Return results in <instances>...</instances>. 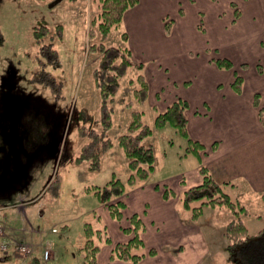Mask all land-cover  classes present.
Instances as JSON below:
<instances>
[{
	"label": "rangeland",
	"instance_id": "rangeland-1",
	"mask_svg": "<svg viewBox=\"0 0 264 264\" xmlns=\"http://www.w3.org/2000/svg\"><path fill=\"white\" fill-rule=\"evenodd\" d=\"M183 5L192 18L195 15L194 9L197 6L202 8V19L198 20L197 28L199 35L203 40L206 39L210 46H218L217 50L211 48L213 56L228 57L232 60L233 67L224 68L223 82H227L231 73H246L247 76L253 74L254 70L248 67L247 63H241L244 55L245 59L252 55L248 48L251 43L243 49L242 44L234 41L235 26L227 20L222 24L215 21L216 12L226 10V0H195V4L191 5L184 1ZM253 7L259 12L258 19L262 23L264 9L258 4ZM99 11V0H0V95L3 94L4 87L10 85L11 92L21 98L40 99L59 115L68 112L72 114L63 121L65 123L61 129L62 143L67 146L68 157L58 159L41 153L33 162L29 176L22 179L21 186L17 188L19 192L13 193L10 198V205L4 206L0 203V227L3 228L4 235L9 238L7 232L10 230L14 240L23 241L31 248L32 244H35L33 250L37 260L32 264H85L83 246L87 222L104 231L101 235L93 236L94 242L101 247L98 264H165L163 258H155L148 252L155 247L160 257L161 251L157 245L167 242V237L171 234L168 231L172 226L169 209L158 205L157 199L144 189L141 193L149 201L148 205H142L140 196L131 201L132 194L139 192H129L130 196L125 195L123 198L126 203L122 208L123 217L117 219L93 192L91 185L105 184L114 173L122 178L128 176L130 170L119 146L114 147L117 150L112 149L102 155L97 169H90L89 161L77 158L88 140L81 136L78 130L84 121L89 122L84 115L99 117V96L93 76L99 53L90 50L91 43L98 41V37L93 38L89 34V31L96 27L92 20L98 17ZM169 16L172 18L171 13ZM42 26L48 28L43 41H53V47L57 49V59L41 53L42 45L36 40L34 30ZM45 27L43 28L46 29ZM122 30L113 29L105 42L109 45L128 44V40L122 39ZM146 55L149 56L150 53L146 52ZM156 61L157 59L148 60L145 64L155 66ZM135 74L137 69L134 67L122 79L119 95L132 97L133 86L129 80ZM211 78L212 75H209L208 79L197 86L195 81L190 85L188 83L185 89H188L193 97H201ZM149 83L145 102L136 103L134 108L143 110L145 122L152 125L155 115L166 104V97L173 92L169 87H165L163 94L160 93V97H157L158 81L150 80ZM131 111L132 109L115 103V124L109 131V136L115 139L126 130ZM242 124L246 129L253 128L248 122ZM145 142L155 149L156 168L142 185L165 182L171 183L172 186L178 175L187 176L200 162H204L201 156L185 153L187 140L177 134L171 126L163 130L156 129ZM240 180H235L241 184L239 187L226 185V191L233 197H238L247 206L249 213L243 215V219L249 231L256 233L264 227V197L257 193L249 182ZM87 186L92 189H87ZM172 187L179 192L176 186ZM162 188L163 186L160 187L161 192ZM195 203L198 204L199 201ZM144 209H147L148 214ZM135 212L142 217L144 228L139 229L143 244L134 247L133 252L146 253V256L138 262L112 257L116 243L128 241L135 235L134 229L125 230V227L133 225L130 217ZM184 213L190 214L186 209ZM204 213L203 231L210 239L207 264H229L223 231L233 214L228 208L211 206H206ZM157 226L159 231L155 230ZM53 227L58 230L53 231ZM106 235L110 236L109 241L106 240ZM7 241L9 243V240ZM47 246L55 251L51 259H46L43 255ZM16 247L18 244L13 250L16 255H32L33 258L34 253L20 254ZM221 249H224L223 258H218L220 253L222 255ZM12 254V245L9 251L0 248V263L18 264V260L12 259Z\"/></svg>",
	"mask_w": 264,
	"mask_h": 264
},
{
	"label": "crops",
	"instance_id": "crops-1",
	"mask_svg": "<svg viewBox=\"0 0 264 264\" xmlns=\"http://www.w3.org/2000/svg\"><path fill=\"white\" fill-rule=\"evenodd\" d=\"M184 1L189 5L195 4V0H139L125 12L122 29L128 33V44L133 61L143 63L148 81H158L157 97L163 94L162 90L165 87H169L173 92L166 97V104L161 110L178 96L189 101L190 106L186 110L188 131L193 139L205 144L206 148L200 157L204 162H200L187 176L185 174L177 176L172 183V186H176L179 190L176 198L164 199L161 189L156 187L155 182L130 188L125 195L130 196L129 192H139L132 194L131 201L140 196L142 205H148L149 201L141 193V190L145 189L157 199L158 205L168 208L171 212L172 226L167 229L171 234L167 237V242L157 245L160 247V257L158 249L156 254L149 255L163 258L165 264H203L204 262L207 264L210 239L203 231L204 217L202 215L197 220H192L190 214L186 215L184 213L186 208L183 207L179 194L185 186L201 181L199 167L202 164L208 165L218 180H229L234 183L236 179L245 180L257 193L262 196L264 194V124L259 114V107L264 106V69H259V64L264 62V18L261 23L258 19L259 12L253 7L258 4L264 9V0H226L227 16L225 17L224 9L218 10L215 14V21H220V24L227 20L235 26L234 41L242 44L243 49L251 43L248 48L252 55L246 59L244 55L241 63H247L254 71L249 76L243 74L241 92H237L232 86L236 73L228 75L227 82H223L225 69L216 64L213 59L218 56H213L210 51L211 48L217 50L218 46H210L197 31L198 20L202 19V8L197 6L194 9V18L189 17L183 5ZM170 13L172 18L169 16ZM146 52L150 55L147 56ZM156 59L155 66L150 67L145 64L148 60ZM209 75H212V78L208 80L207 88L201 97H193L188 89H185L186 84L190 85L195 81L197 86L208 79ZM133 88H131L132 92ZM255 94L260 95L259 106L254 102ZM244 122L250 123L253 128L246 129L242 124ZM165 128L167 127L163 129ZM60 154L61 151L56 158L68 157L67 154L64 157ZM164 184L168 183L163 182L159 187ZM168 185L171 186V183ZM239 185L241 184L236 182V186ZM18 192L17 189H13L10 198L13 193ZM143 211L148 214L147 209ZM159 229L157 226L155 230L159 231ZM8 235L12 245V259L18 260V264H32L37 260V255L34 253L35 244H32L33 258L32 255L18 256L13 250L19 242L13 239L10 230ZM222 244L224 245L223 239ZM221 252L222 255L220 253L218 257V252L215 259L223 258L224 249H221ZM54 254L55 251L51 250L50 259Z\"/></svg>",
	"mask_w": 264,
	"mask_h": 264
},
{
	"label": "trees",
	"instance_id": "trees-1",
	"mask_svg": "<svg viewBox=\"0 0 264 264\" xmlns=\"http://www.w3.org/2000/svg\"><path fill=\"white\" fill-rule=\"evenodd\" d=\"M100 11L98 17L92 22L96 25L89 31L91 37H98L90 45V50L99 53L98 64L93 70L94 82L99 96V117L86 116L89 122L84 121L78 127L81 136L88 140L82 146L78 155L79 160L89 161L90 169H97L100 166L102 155L112 150L118 145L127 161L130 170L126 178L118 176L116 173L103 185H91L93 192L100 200L107 205L113 217L121 219L123 217V207L125 206L124 195L130 188L144 183L156 168V153L151 144L145 140L151 137L156 129H163L171 126L174 131L187 140L185 153H194L201 156L206 148L205 144L193 139L188 131V118L186 110L190 106L186 98L178 96L163 110L155 115L152 125L144 120V111L134 108L137 103H144L149 90V81L143 70V63H135L132 59L131 48L128 44L109 45L105 41L113 29H122L125 12L133 7L139 0H99ZM168 28V24L166 23ZM38 27L34 30L37 41L41 43V53L44 56L58 58L57 49L53 47V41L44 42L47 35V27ZM122 39L128 40L126 30L121 32ZM221 68L233 67V62L228 57H218L213 59ZM137 69V74L130 77V84L134 87L132 97L119 95L122 87V79L125 78L132 68ZM259 69H264V62L259 64ZM244 78L241 74H236L232 86L237 92L242 91ZM259 94H255L254 102L260 105ZM115 103H120L132 109L131 118L127 122L126 130L120 133L117 138L109 136V131L114 126ZM259 114L264 124V106L259 107ZM96 124L98 126H96ZM173 142V140L171 141ZM202 179L197 184L188 185L183 190L180 200L184 208L191 215L192 220H197L205 211L206 206L228 208L233 218L225 225L223 235L226 240V252L229 264H264V227L258 232L251 233L243 215L248 214L247 206L238 197L226 191V185L235 186L232 181L218 180L212 173L210 167L202 164L199 167ZM87 186V189L92 187ZM159 187V184H156ZM162 187V186H161ZM164 199H172L178 196L175 188L164 184L162 188ZM264 196V194H263ZM199 201L198 204L195 202ZM133 225L125 227V230L134 229L135 235L128 241L118 242L114 245L112 257L117 256L126 261L138 262L146 256V253L133 252L134 247L143 244L140 236V228H144L142 217L136 212L131 215ZM85 230V264H98V253L101 247L94 242V235H101L100 228H94L91 222H87ZM106 240L110 236L106 235ZM149 254H156V249L151 248ZM3 264V263H0ZM107 264H111L108 262Z\"/></svg>",
	"mask_w": 264,
	"mask_h": 264
},
{
	"label": "flooded vegetation",
	"instance_id": "flooded-vegetation-1",
	"mask_svg": "<svg viewBox=\"0 0 264 264\" xmlns=\"http://www.w3.org/2000/svg\"><path fill=\"white\" fill-rule=\"evenodd\" d=\"M3 91L0 95V178L3 177L0 179V203L10 205L8 199L14 189L10 187V178L13 177L10 172V153L13 167L14 162L25 157L24 151H35L41 145L52 147L57 138L62 143L63 121L72 114L59 115L40 99L20 100L11 92L10 85L4 87ZM61 143L60 156L64 157L67 146Z\"/></svg>",
	"mask_w": 264,
	"mask_h": 264
},
{
	"label": "water",
	"instance_id": "water-1",
	"mask_svg": "<svg viewBox=\"0 0 264 264\" xmlns=\"http://www.w3.org/2000/svg\"><path fill=\"white\" fill-rule=\"evenodd\" d=\"M15 97L20 98V100L30 99V98H21L20 96L17 97V95ZM14 129L15 128L13 127V130ZM60 141L61 139L57 138L56 143L52 147H48L51 145H41L40 148H37L35 151H30V152L24 151L25 157L24 158L20 157L17 163L16 162L13 163V167H12V161H11L12 155L10 153V172H11V175L13 174L12 175L13 177L10 176L11 177L10 187H13L14 189H16V188H19V186H21L22 179H25L26 177L29 176V171L33 165V162L35 161V159H37L40 156L41 153H45L48 156L57 157L58 153L60 152V147H59L61 143ZM1 178L3 177L1 176Z\"/></svg>",
	"mask_w": 264,
	"mask_h": 264
},
{
	"label": "built area",
	"instance_id": "built-area-1",
	"mask_svg": "<svg viewBox=\"0 0 264 264\" xmlns=\"http://www.w3.org/2000/svg\"><path fill=\"white\" fill-rule=\"evenodd\" d=\"M56 230H57L56 228H53V231H56ZM8 247H9V243H8L7 239L5 238L4 230L2 227H0V248L2 250H7ZM17 248H18V252L20 254H27V253L32 252V248L30 246H28V244L23 243V242L18 243ZM44 256H45V258H49V256H50V249L49 248L45 249Z\"/></svg>",
	"mask_w": 264,
	"mask_h": 264
}]
</instances>
